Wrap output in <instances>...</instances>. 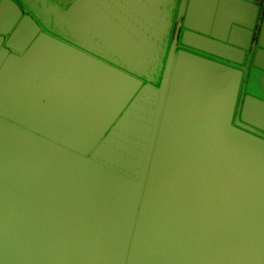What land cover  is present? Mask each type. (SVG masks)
Wrapping results in <instances>:
<instances>
[{
    "label": "water",
    "instance_id": "1",
    "mask_svg": "<svg viewBox=\"0 0 264 264\" xmlns=\"http://www.w3.org/2000/svg\"><path fill=\"white\" fill-rule=\"evenodd\" d=\"M85 2L0 0V264H264V0Z\"/></svg>",
    "mask_w": 264,
    "mask_h": 264
},
{
    "label": "rangeland",
    "instance_id": "2",
    "mask_svg": "<svg viewBox=\"0 0 264 264\" xmlns=\"http://www.w3.org/2000/svg\"><path fill=\"white\" fill-rule=\"evenodd\" d=\"M85 4L86 7L84 8L85 11H87L88 13L90 12V21L87 20V29H86V24L82 25V29L84 31V27L85 30L88 33V37H89V33L92 31L95 33V31L98 33V29L99 31L101 30V34L99 36V39H102V48H105V50L111 51L114 50L116 48H119L116 46V36H115V31L116 30H120V31H126L127 30V26L126 23L129 21V17H131V19L133 18V14L132 11L129 9L128 4L126 2H118V7L116 5H112L108 6V9L110 10L109 12H111L110 14H106L105 12L103 13V16H108V18H103L102 22L99 23L100 27L98 25V29H94L91 30L89 28V24H94L95 22H100L99 20V16H95L94 12H98V0H85ZM106 9V8H105ZM119 20V23H116L115 20ZM87 36V34H86ZM98 37V36H97Z\"/></svg>",
    "mask_w": 264,
    "mask_h": 264
}]
</instances>
